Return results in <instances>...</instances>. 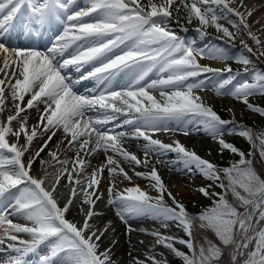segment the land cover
Wrapping results in <instances>:
<instances>
[{
	"label": "snow or ice",
	"instance_id": "1",
	"mask_svg": "<svg viewBox=\"0 0 264 264\" xmlns=\"http://www.w3.org/2000/svg\"><path fill=\"white\" fill-rule=\"evenodd\" d=\"M210 4L222 6L237 20L217 14ZM181 11L188 24L197 22L195 31L201 38L208 35V28L220 34L218 39L229 42L244 32L255 51L244 41L242 46L258 58L264 57V40L248 22L255 8L245 0H87L86 7H79L78 0H0V252L7 253L5 264H26V258L41 246L47 252L40 255L39 264H118L112 251L118 241L113 239L112 246L102 248L109 230L115 231L111 221L103 227L94 223L102 215L96 204L103 198L98 186L105 172L107 203L122 223L148 217L167 228L172 222L187 237L158 230L146 233L154 237L153 248L143 259L129 252L128 264H168L164 253L154 251L157 245L182 264H220L225 249L232 252L231 264H264V174L249 158L258 152L264 160V131L238 124L234 116L221 118L196 94L207 90L205 80L196 78L211 73L217 95H230L249 111L264 116V108L249 101L251 96H264V72L253 71L250 79H240L249 73V56H230L216 45L197 48L194 41L181 39L170 27L173 13ZM56 22L63 30L54 35L46 51L11 48L2 42L14 27L42 35ZM69 49L71 53L65 56ZM198 58L232 60L243 66V72L234 73L227 65L213 69L201 65ZM85 66L91 70L83 73ZM69 68L82 73L79 79L68 75ZM87 79L95 80L97 89L90 90L91 95L78 93L76 84ZM34 107L38 120L29 126L24 113ZM120 117L123 120L116 123ZM171 123L185 125V136L189 135L187 126L195 124L221 149L238 156V161L219 168L178 140L166 144L152 138L156 132L171 130ZM125 126L131 127V134L115 131ZM58 131L63 138L56 150L49 149L47 158H42ZM226 132L247 140L252 151L245 153L226 142ZM44 136L47 139L33 151L34 141ZM128 138L145 141L143 160L124 148ZM99 152L105 160L92 166L90 158ZM167 153L176 155L173 163L199 172L220 189H197L212 202L196 215L176 199L154 166L135 176L148 180L149 190L156 195L139 185L119 187L123 181H132L123 163L148 168L150 156ZM37 160L41 174L34 175ZM61 187L68 189L62 205L57 196ZM77 204L82 219H69L68 213ZM10 216L24 223H15ZM132 230L129 225L128 231ZM209 232L215 240L209 239Z\"/></svg>",
	"mask_w": 264,
	"mask_h": 264
},
{
	"label": "bare ground",
	"instance_id": "2",
	"mask_svg": "<svg viewBox=\"0 0 264 264\" xmlns=\"http://www.w3.org/2000/svg\"><path fill=\"white\" fill-rule=\"evenodd\" d=\"M245 4L251 8H255L253 15L249 18L248 22L252 26V31L257 33V35L259 36V38L261 40H264V15H263L264 14V0H245ZM212 5H215V4H212ZM78 6L79 7H86L87 6V0H78ZM173 15H176V13L174 12ZM179 19L181 20V22H179L176 25H173L171 27L172 30L175 31L176 34L180 35V37L184 36V39L186 41H187V39H189L191 37V39H193L195 42V47L199 48V46L205 40V37L201 38L199 33H197L195 31L198 24L194 23V24H189V25L185 26V24H184L185 21L183 20V17L180 16ZM257 21H258V23H257ZM58 24H59V22L54 23V25L51 28L55 29ZM50 31L52 32V30L47 29V32H50ZM186 32H187V34H186ZM71 51H72V49H69L68 53H66L65 56H67L69 53H71ZM203 64L206 66H209L213 69H222V66H223L222 61L211 60V59L210 60L205 59ZM90 70H91V66H85V68L82 69V72L86 73ZM67 71H68V73H70V75L73 79L74 78L79 79V77L82 74L81 72H76L73 68H69V69H67ZM152 77H156V76L153 74L151 76V78ZM117 79L119 80V77ZM121 83H123V81H121ZM103 87H104V85L100 86L101 89ZM113 87L118 88L116 86L115 82L113 84ZM206 88H207V90L198 91V92H196V94L201 96L203 98V101L207 105L211 106L214 111L217 112V108H218L217 105H218V102L220 101L219 100L220 96L217 95L215 90L211 89L210 87L206 86ZM75 89L80 94L91 95L92 92L90 90L97 89V84H96L95 80L87 79V80H83L82 82L78 83L75 86ZM26 99H27V97H26ZM225 99L227 100V102H226L227 105L231 106L232 109L237 113L238 110L235 108V106L233 104L234 101L230 100V98L228 96H226ZM39 107L42 109L43 105H39ZM24 115H26L27 119H29L28 120L29 126L36 124V122L38 120V116H39L37 109L35 107L32 109H29L26 113H24ZM90 115L95 116L96 113H90ZM123 118L124 117H120V119L118 121H116V123H119L120 121H122ZM169 127L171 130L160 131V134L157 136V139H159L160 141H162L163 143H166V144L172 143L173 141L178 140L181 144H183L189 150L195 151L201 158L208 160L211 163L213 161H217L218 158H216V157L213 158V161L211 160L212 155L210 154V152L208 150L209 149L208 146H206L205 148H201V150H199L198 148H195V146H192L190 143H188V142L194 141L199 136H206L205 134H208L202 128L198 129L195 124L188 125L187 128L189 131V135L185 136L183 134V129L185 128V125L177 126L175 123H171L169 125ZM107 128H113V125H108ZM115 131L116 132L126 131L130 134L131 127L125 126L124 128H116ZM183 137H185V138H183ZM44 138H45V136L42 137L41 143L43 142ZM62 138H63V133L58 131L57 134L52 138V141L49 143L48 149L56 150V145L59 141H61ZM183 139H185V141H186L185 143H182ZM213 140L211 137V141H213ZM21 142H23V140H21ZM215 143H216V141H215ZM144 144H145V141H143L142 139L128 138L125 140L123 146L127 151L137 155L138 158L143 160L144 159V153L142 154L141 152H144V149H143ZM195 145H197V144H195ZM218 145H215L216 146L215 147L216 152H217L216 149L219 147ZM129 146L139 148L140 152L136 153L132 150H129V148H128ZM210 149L212 152L213 148L210 147ZM101 154L102 153L99 152L97 154H94L90 158L92 166H96V165H99V164L104 162L105 158H102ZM67 155L72 156L73 153L68 152ZM61 158H64L63 153H61ZM157 160H163L164 163H157ZM175 160H176V155L174 153H167V154H161L159 156H156V155L150 156L148 168L136 167L135 165L129 166V164L123 163L122 167H124L125 171H127L128 174L132 177V181H131V184H129L128 181H123L122 183L119 184V187L122 189V188L127 187V186L139 185L142 190L150 191L148 188V185L150 182L148 180H145L143 178L135 176V172H137V171L147 172V171H150L151 168L154 166L157 169L158 174L161 177L163 183L167 186V188L172 192V194L180 202L194 200L196 197H203V195H201L197 191V189L200 187H204L205 183L209 182V180L205 179V177L202 174H200L199 172H196V171L189 172V171L184 170L182 165L173 163ZM160 165L162 167L157 168V166L160 167ZM89 171H91V169H89ZM167 171H172V172H174L175 175H173V174L170 175V173H168ZM121 180H122V178H121ZM108 187H109V179L104 176V178L101 180V182L98 186V189L100 192L103 193V192L107 191ZM150 194L156 195V193L154 191H150ZM166 199H167V197H166ZM105 201H107V198H106V200H104V202ZM104 202L100 203L101 205H103L102 206V208H103L102 215H100V216H106V215H111V217H112V215L116 216L114 208L112 206L108 205V203H104ZM168 202L171 203V201H168ZM98 206L99 205H97V207ZM96 210H97V208H96ZM97 211H99V210H97ZM74 216H76L75 213L72 214V216H68V218L71 219ZM97 217H99V216H97ZM137 218H142V219L149 220V221H155V220L150 219L148 217H137ZM155 222L159 223L157 221H155ZM150 223H153V222H150ZM142 224H144V223H142ZM145 224H147V223H145ZM152 225H155V223H153ZM173 227H175V228H173L174 231L171 228H170L171 230H167L166 228H161V230H159V231L165 235H171V236H175L177 238H183L184 239L182 229L178 228L177 226H174V224H173ZM113 239L118 241L115 244V246L112 247L113 259L116 260L118 262V264H123V262L126 259V256L130 257L129 252H131L132 256L139 257L140 259L144 258L143 255H141L139 252H135L132 248L135 245L140 246V244L137 243L138 241H133L130 238H127L126 236H124V234L122 236H120V235L117 236V232H115V231H113V233H112L109 230V232L107 233V238H105L103 240L102 248L112 246V240ZM174 246L177 247L181 251L185 250L184 246H182V245L175 244ZM150 248H153V247L150 246V247H147L146 249H144L146 251V253L148 252V250ZM161 249H162L161 252L164 253L165 257L168 260V264H182V261L180 259L176 258L174 255L170 254L167 249H165V248H161ZM157 253H159V252H157ZM161 258H162L161 256L157 255V259H161Z\"/></svg>",
	"mask_w": 264,
	"mask_h": 264
},
{
	"label": "rangeland",
	"instance_id": "3",
	"mask_svg": "<svg viewBox=\"0 0 264 264\" xmlns=\"http://www.w3.org/2000/svg\"><path fill=\"white\" fill-rule=\"evenodd\" d=\"M209 6H211L213 9H215L217 14H223L225 17H227L228 20H232V21H236L237 20L236 17H234L231 14L227 13L226 10H224L222 6H218V5L216 6V5H212V4L209 5ZM180 16L184 17L183 11H181L179 15H177V14L173 15L174 18H173L172 23L170 24V27H172L173 25H176L177 24V22H176L177 20L179 22H181V20L179 19ZM183 20L185 21V23H184L185 26L189 25L184 18H183ZM194 23L197 24L196 21H193L192 24H194ZM220 23H222L224 25V27H228L230 31H234V29L231 28V25L228 24L226 22V20H221ZM207 32H208V35L205 37V40L199 46V48H204L205 44L207 42H209L212 37H216L217 35H220L213 28H208ZM186 34H187V32H186ZM51 38H52V36H51ZM181 39L185 40L184 36H181ZM235 40L237 41V44L239 45V47L242 46L241 41H244V43H246L249 47H253V49L255 51V46L253 45V42L250 39H248L246 33H244V32L238 33L237 34V38ZM52 41H54V36L52 38ZM193 41L194 40L191 39V37H190L189 39H187L186 42H193ZM252 58L254 60H256L259 64H261L264 67V57H259L258 58L257 56L252 54ZM207 60H210V59H207ZM204 61H205V59H199L198 58V62L201 65H204L203 64ZM222 63H223L222 68H224L227 65V66H230L233 69V71H234L235 70L234 69V65H236L238 71H241L243 69V66H239L237 63L233 62L232 60H229L227 62H223L222 61ZM224 96L225 95H222V97H224ZM233 99L234 98L232 97V100ZM260 101L262 103H264V96H260L259 95L258 102H260ZM226 102L227 101H225L224 99L220 98V101L218 102V105H217V107H218L217 108V113L221 116V118H223V119H232L233 116H234L235 121L238 124H242V125H244L246 127H250V125H252V124H258L259 125V123L261 122V117L257 113H253V112L249 111L247 109V107L243 103H241V102L237 101L236 99H234L233 104H234L235 108L238 110V112L236 113L232 109L231 106L227 105ZM226 112H229L232 115V118H229V117L227 118ZM205 135L206 136H199L194 141H192L193 143L192 142H188V143H190L192 146H195V148H198L199 150H201V148H205L206 146H208L209 149L208 148L207 149L209 150L210 154L212 155L211 160L213 161V158H215V157L218 158L217 161H213L212 163L217 165V167H219V168L227 167V166H229L230 163L238 161V159H239L238 156L232 154L228 150L221 149L220 146L217 144V141L211 135H209V134H205ZM211 137H212V140L214 139L213 141H211ZM183 138H185V137H183ZM156 139H157V137H156ZM223 139L226 142H229V143L233 144L235 147H241L242 148L244 146L243 141L240 139V137L229 135L227 132L224 134ZM215 141H216V143H215ZM185 142H186L185 139H183L182 143H185ZM195 144H197V145H195ZM215 145L219 146L216 149L217 152L215 151V147H216ZM210 147L213 148L212 152H211ZM100 153H102V152H100ZM101 157L105 158L103 153L101 154ZM261 165H263V164L261 163ZM161 167H162L161 165H160V167L157 166V168H161ZM255 168H257V167H255ZM167 172L170 173V175L171 174L175 175L174 172H172V171H167ZM104 176L107 177V172L104 173ZM204 187H207L209 192H219L220 191L219 188H216V187L212 186V182L211 181L205 183ZM103 195H107V191L103 192ZM103 199H105V197ZM102 201L103 200L97 202V205H99L98 207L96 205L97 210H99V211H97V210L96 211L99 212V213H102V211H103V208H102L103 205L100 204V203H103ZM189 201H185V202H182V203L185 205V207L194 206L195 207L194 210L191 211L194 215L196 214V210L195 209L198 206H208V205H211V202H212L210 198L204 197V196L203 197H196L194 200H189ZM104 203H107V202H104ZM76 212L77 213L79 212V205L78 204H77V206L72 208L71 212L68 213V216H72V214H74ZM71 219L80 220V219H82V217L79 216V215H76V216L72 217ZM14 221H15V223H24V221L20 220L19 218H14ZM108 221H111V228L114 229L115 232H117V236H119V235L122 236L124 234V236H126L127 238H130L133 241H138L137 243L140 244V246L139 245H135L137 248L135 246H133L132 248H133V250L135 252H139L143 256H145V254H146V251L144 249H146L147 247H150V246L153 247V245H154V237L151 236V235L146 234L145 232H138L137 230H139V229H145L146 230L147 229V230H149L151 232H154V231H157V230L158 231L161 230L160 223H156L155 221L145 220V219H142V218H132V219L129 220L127 225L122 223L119 220V218L117 216H114V215H112V217H111V215L99 216V217H96L94 219V223L97 224L100 227H103ZM150 222L155 223V225H152L153 223H150ZM142 223H144V224H142ZM145 223H147V224H145ZM169 223H170L169 227H167L166 229L167 230H171L172 229L174 231V229H173V228H175V227H173L174 223H172V222H169ZM129 225L133 229L131 232L128 231ZM174 226H176V225L174 224ZM110 231L113 233V231L111 229H110ZM183 236H184V233H183ZM184 239H186L185 236H184ZM141 241H143V243H141ZM154 251L160 253L162 251V249L160 247L155 246ZM183 251H187V250L185 249ZM46 252H47V249L44 246H41V249H39L36 254H30L31 257L26 258L27 264H39L40 255H42V254H44ZM7 258H8L7 253H3V252L0 253V264H5V261L7 260ZM129 260H130V257L126 256V259L123 262V264H128Z\"/></svg>",
	"mask_w": 264,
	"mask_h": 264
},
{
	"label": "trees",
	"instance_id": "4",
	"mask_svg": "<svg viewBox=\"0 0 264 264\" xmlns=\"http://www.w3.org/2000/svg\"><path fill=\"white\" fill-rule=\"evenodd\" d=\"M219 36V35H218ZM216 36V37H218ZM211 45H216V46H219V47H222L224 49H226L227 53L229 55H238L240 53H243L247 56H249L252 60V63L248 66L249 67V73H246L244 74L242 77H240V79H250V73L253 72V71H257V72H264V67L259 64L256 60H254L251 56L250 53L247 52V50L245 48H243L242 46L239 47V45L237 44V41L235 40L234 42H229V41H226V40H222V39H218V38H212L210 44L208 47H210ZM253 105L255 106H258V107H262L264 108V104H259L257 102H253L252 103ZM229 113L226 112V115H228ZM259 115V114H258ZM230 117V115H228ZM260 116V115H259ZM261 117V122L258 124H252L250 125V128L254 129L255 131L257 132H261V131H264V116H260ZM240 139L243 141V144L244 146L241 148V147H237L239 150L245 152V153H249L252 151V146L250 145V143L245 140L244 138H241ZM251 159H253L254 161V165L256 168V170L261 173V174H264V160H261L260 157H259V154L258 152L253 155L252 157H249ZM234 163V162H232ZM230 163L229 166L232 164ZM261 163L263 165H261ZM210 206V205H208ZM208 206H198L195 210H196V214H198L203 208H206ZM194 206H187L186 209L187 211L194 215L191 211L194 210ZM195 214V215H196ZM208 237L209 239H212V240H215V237L212 233H208ZM217 243H219L218 241H216ZM232 255V252L231 250L229 249H225L224 250V254H223V257L220 261V264H231V257Z\"/></svg>",
	"mask_w": 264,
	"mask_h": 264
}]
</instances>
